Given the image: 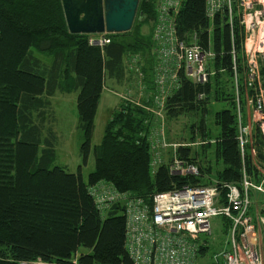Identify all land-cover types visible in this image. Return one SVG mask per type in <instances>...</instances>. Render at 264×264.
I'll return each instance as SVG.
<instances>
[{
    "label": "trees",
    "instance_id": "1",
    "mask_svg": "<svg viewBox=\"0 0 264 264\" xmlns=\"http://www.w3.org/2000/svg\"><path fill=\"white\" fill-rule=\"evenodd\" d=\"M154 3L155 0L139 1L136 16L141 24L133 39L123 38L124 32L112 33L107 36L109 43L95 45L88 41L90 35L67 30L60 0H0V264L33 261L127 264L130 260L125 249L124 205L118 200L110 206L107 204L108 209H99L90 188L100 181L107 182L117 192L130 191L148 200L154 192L204 180L210 168L197 163L189 147L178 146L175 152L181 160L195 162L200 175L170 174L166 160L151 170L149 132L157 119L154 114L160 110L154 103L160 99H143L134 91L128 90L132 95L129 100L140 104L121 103L106 121L101 141L92 146L105 77L121 81L130 65H127V53L140 54L136 62H142L144 85L152 84L154 72H160L151 65L153 61H161L162 45L154 38L158 28ZM205 9V0H183L174 17V36L179 41L195 33L205 48L207 30L213 25L214 65L218 71L201 84L189 80L180 71L179 82L164 101L165 115L170 119L198 113V131L190 129L192 139L194 133L206 139L207 107L212 88L215 89L213 100L226 105L214 114V123L219 129L215 142L210 145L211 140H207L209 145H203L214 147L215 160L222 165L215 177L220 184L232 183L239 187L242 175L246 174L254 183H260L264 177L260 171L264 167V133L260 124L253 125L251 145L243 155L238 144L234 87L240 97L244 93L240 87L242 81L235 83L230 66L234 49L239 58L242 32L237 21L228 23L226 9L211 20ZM146 22H152L154 27L149 36L142 34L141 26ZM32 47L51 56V66L41 65ZM260 75L264 88V66ZM56 90L66 93L79 90L76 101L78 127L82 131L79 152L83 164L91 152L95 162L86 181L81 174L82 165L73 173L63 166L50 169L56 156L53 143L43 140L42 109L46 106L44 97ZM251 147L255 151L253 155ZM221 189L223 200L227 189ZM205 251L202 249V254Z\"/></svg>",
    "mask_w": 264,
    "mask_h": 264
},
{
    "label": "built area",
    "instance_id": "2",
    "mask_svg": "<svg viewBox=\"0 0 264 264\" xmlns=\"http://www.w3.org/2000/svg\"><path fill=\"white\" fill-rule=\"evenodd\" d=\"M207 3L209 7L210 0ZM228 3L230 8L245 17V24L239 28L242 32L240 46L243 49V38L245 37L246 40L247 32L249 30L253 32L264 24V0H228ZM169 6L178 9V1L161 0L157 3L156 27L158 28L154 38H158L162 43L159 48V60L165 65L161 54H168L173 62L172 68L182 69L187 76L198 77L197 80L206 82L212 73L207 63L212 58L215 59L214 52L202 47L195 33L191 35L193 40L190 45L183 47L182 42L174 36V16L169 15ZM215 12V8L209 12L210 18L217 14ZM103 38L104 35L100 36L97 43L102 44L105 41ZM256 50L259 52L258 49ZM247 55L250 63L251 55L249 52ZM236 60L237 58H233L234 71L238 69ZM255 66L254 74L247 77L246 81L260 86L262 84L260 69L264 66V58L258 60ZM223 70L225 69L222 68L220 71ZM237 77L234 75L233 78L238 85L241 80ZM173 84L176 87L177 83L173 82ZM234 100L237 111V133L243 147L252 134L251 122L261 123L264 120V102L263 97L251 96L248 93L240 97L238 92ZM246 107L252 113L249 123L243 122L242 109ZM159 144V140L152 142L153 146ZM250 152L253 155L254 148L251 147ZM169 170L170 174L179 176L200 174L195 163L184 160H174ZM241 184L239 187L232 183L184 184L181 188L154 192L148 200L131 192L122 193L111 189L113 198L107 204L120 200L125 207L127 227L125 249L130 260L127 264H201L200 259L206 258L202 254V249L209 250L207 236L211 232V221L218 216L230 222L229 239L226 243L230 247L220 255L213 254L210 264H264L263 235L257 226L258 223L253 221L250 215L251 204L247 199L248 184L245 183L243 187ZM98 185L107 187L103 182H98ZM221 187L228 191L223 200L220 199ZM94 188L91 187L90 190L94 191ZM256 188L262 190L264 194L262 187ZM197 193L203 198L196 196Z\"/></svg>",
    "mask_w": 264,
    "mask_h": 264
},
{
    "label": "rangeland",
    "instance_id": "3",
    "mask_svg": "<svg viewBox=\"0 0 264 264\" xmlns=\"http://www.w3.org/2000/svg\"><path fill=\"white\" fill-rule=\"evenodd\" d=\"M206 1V0H205ZM224 8L227 9L225 6ZM134 20L132 27L129 31L124 32V35H122L123 38H130L133 39V36L137 32V27L141 24L140 19ZM142 34H147L146 36H149L152 34V28L153 23L152 22H146L142 26ZM257 29H254L252 32L249 30L247 32L248 36L243 42L245 45L246 53L249 52V58L251 60L255 59V56L258 55V60L261 59V55L258 54L259 51V42H261L260 38L262 34H264V30L261 28L259 31V35H256L258 31ZM256 35L255 37L253 36ZM208 36V33H207ZM212 37V35H211ZM264 37V36H263ZM257 38V39H256ZM214 46V45H213ZM162 48V47H161ZM33 55L38 54L40 59V64L44 67L51 66L50 63L52 62V57L48 54L41 53L37 51V49L34 47L31 48ZM259 52H257V50ZM255 52V53H253ZM131 52L127 53L128 54ZM138 57H140V54L138 52H134ZM131 53V54H134ZM163 60L165 61V65L167 68H170L173 66L172 59H170L169 55H165L164 53L161 54ZM248 56V55H247ZM126 58L124 57V60ZM159 64L155 63L154 61L151 63L153 67L156 68V65ZM128 65V61H127ZM140 68V67H139ZM140 71V69H139ZM138 71V72H139ZM162 72L160 69L158 70ZM212 73L208 76V78L212 79V77L216 74L217 71H213V68L210 69ZM124 73L123 78H121V81H118L116 78H110L108 75L105 77V86L101 93V99L98 104V110L96 112L95 121H94V134H93V142L92 146L94 144H98L101 140V137L103 135L104 131V125L106 121L110 118H112V115L117 112L118 103L121 100V93H123L125 90H130L136 92L137 94H140L143 99H151V100H157L161 99V102L158 103L162 104L161 110L156 112L154 115H156V120L153 121V123L150 125L151 129L149 132L150 137L152 138V141L161 140L160 147L152 148L151 149V157L153 161V165L151 164V170L154 169L158 163L160 162V158L162 160H166L168 164L172 162L173 157L177 156L175 150L178 148V145L181 147H189L190 149V155L191 157H195L197 163H200L204 168L209 167L210 169L206 170V174L209 178V181L213 183L216 179L215 175L217 173V170L222 167L220 161L215 160L214 156V147L211 146L209 148L203 147L204 143H206L207 140H211L210 145H212L215 142V139L217 137V132H219L218 127L214 123V114L216 110L223 109L226 105V103L222 102H215L213 100L214 98V91L213 90V96L211 95L209 99V104L207 107V118H206V132H207V138L202 139L200 136L196 135L194 133V139H192V133L191 130L198 131V121H199V114L198 113H187L185 115H181L179 118H168L167 115H165V104L164 100L167 98V92H171L172 85L170 89L168 90H161L158 89L156 85V80L152 81V84H143L137 80H142L143 75L142 73H137L133 68L129 66V70H127ZM154 77L156 72H154ZM242 78V77H241ZM123 79V81H122ZM198 79V77H196ZM122 82V83H121ZM172 82V81H171ZM173 83V82H172ZM217 87V86H216ZM215 87V88H216ZM226 90L227 87H225ZM79 90H73L69 91V93L61 92L60 90H56L53 95L44 97V103H46V106L42 109V112L44 113V133H43V140H50L53 143V153L55 154V160L50 163V169L55 166H63L65 170H67L70 173L76 172L79 165H82L81 174H83V178L86 181L87 176L90 171L94 169V158H93V152H91L87 158V163H82V156L80 150V145L82 144V131L78 127L79 119L77 114V108H76V101H77V94ZM167 91V92H166ZM229 91V90H228ZM150 93L152 97L148 94ZM46 101V102H45ZM116 109V110H115ZM243 115L246 113L252 114L249 111V108H243ZM114 112V113H113ZM36 114L34 113V116ZM37 117H35L36 121ZM247 120V117H246ZM264 122V121H263ZM262 122V123H263ZM263 126V127H262ZM261 128H264V124H261ZM191 129V130H190ZM43 142V141H42ZM209 145V144H205ZM44 147V144L40 147L42 149ZM241 153V152H240ZM40 150H39V153ZM244 176H247L246 174H243ZM248 177V176H247ZM264 183H261L260 185H263ZM124 193V192H122ZM257 193V194H256ZM250 194V204L253 203L255 200L260 201L258 206H255V208L264 207V196L263 194L259 195L257 191H253ZM259 197V198H258ZM257 205V202H256ZM126 221V219H125ZM212 223V232L211 235H209V242L210 247L207 251L206 256L212 257L213 254H217L220 252V250L227 248V240L228 235L226 233V221L222 216L214 217L211 221ZM264 228V227H263ZM263 228L260 229L263 237H264V231ZM22 264H42L40 261H33L28 263H22ZM208 264V263H204Z\"/></svg>",
    "mask_w": 264,
    "mask_h": 264
},
{
    "label": "bare ground",
    "instance_id": "4",
    "mask_svg": "<svg viewBox=\"0 0 264 264\" xmlns=\"http://www.w3.org/2000/svg\"><path fill=\"white\" fill-rule=\"evenodd\" d=\"M207 1L208 0L205 1V3H206L205 12L207 14V17H209V12H212L213 8L216 9V12L215 13H218V12H220V10L226 9V8H224L226 6L227 7L226 13H227V16H228V23L229 24H231V23L233 24L234 21H237L239 28H241V26L243 24H245V17H244V15L243 14L242 15H239L238 12H236L235 9L230 8L229 3H228V0H210L211 3L209 5V7H208ZM61 8H62V6H61ZM177 12H178L177 9H175L173 6H169V15L175 17L176 14H177ZM212 17H214V15ZM174 26H175V19H174ZM66 27H67V25H66ZM262 29L264 30V27ZM174 30H175V27H174ZM212 32H213V25L207 30V33H208L207 46H206L207 48L205 47V49H208L210 52H214V55H215V50H214V47L215 46H213L214 43H213V35H212ZM211 35H212V37H211ZM263 36H264V34H262V36L260 38L261 41H263ZM197 38L199 39L198 36H197ZM103 39L105 41H103L102 45H104L106 43H109V41H110V40H108V37L107 36H105ZM192 40H193V38L192 37H189L186 40H180V41L182 42L183 47H188V45H190V43H191ZM246 50L247 49H245V48L244 49H242V48L240 49L239 58L235 61L236 67H238V69L236 71H234L232 65L230 66V68H232L231 71L233 72V77H234V75L235 76L237 75L238 76L237 78L238 79H241L242 83L240 84V87H241V89L242 88L244 89V90L242 89V92L244 94L248 93L251 96L263 97V102H264V88H263V85L262 84L260 86L258 84L253 85L252 82L246 81L247 80V77H251L254 74V72L256 70V66L255 65L257 64V61H258V55H256L255 56V59L252 60L249 63V60L247 58L248 56H247ZM261 50L262 49H260L259 51H261ZM260 55H261L262 58H264L263 53H261ZM232 56L234 58H237V56H236V50L235 49L232 52ZM128 57L131 58V59H134L135 57H138V56L135 53L134 54L129 53L128 54ZM156 67L159 68L162 71V72H156L157 75H155V78L153 79L154 82L156 80L157 83H156L155 86L158 89L168 90V89H170L171 85L173 84L172 82H174V83H178L179 82L178 81V75H179V72L180 71H183V70H180L179 68L178 69H174L172 67L167 68L166 66H164V64L161 61H159V64H157ZM212 68H213V71H214L215 65ZM215 71H218V69L215 68ZM183 74L185 75L186 78H188L189 80L191 79V80H193L194 82H196L198 84L205 83L204 81L197 80L195 77H192V76L189 77V76H187L184 73V71H183ZM172 90H173V87H172L171 91ZM172 93L173 92H169L168 91L167 92V94H168L167 97H169V95H171ZM200 97H202V96H200ZM263 108H264V103H263ZM262 132H263V130H262ZM238 144L240 146L241 155H243L245 149H248V145H251V136H249L248 142L244 143L243 147H241L240 140H239V137H238ZM173 158L174 159H172V162H170L168 164V170L170 169V166H171V164L173 163L174 160H181L177 156H175ZM151 164L153 165V161L151 162ZM152 170H154V169H152ZM263 176H264V174H263ZM103 183L105 185H107L106 188L103 187V186H100V185H96V187L94 188V191H91L90 190V195H92V197L94 199V202H97L98 205L101 207L99 209L105 210V209H108L107 203L110 202L112 200V198H113V194H112L111 189L114 190L115 188L111 185V183H107V182L106 183L103 182ZM240 183H242L241 184V187H243V185L245 183L248 184L247 185V188H248L247 189V199H249V204H250V201H251L250 194L249 193H251L253 191H257L258 193H260L259 195L263 194V191L262 190H259L256 187H262L264 189V184L263 185H260L261 183H264V177H263V179L261 180L260 183H254L250 179V177H247V176L242 175V180H241ZM126 193H129V192H126ZM227 194H228V191H226L225 198H226ZM196 196H198L199 198H203V196L201 194H198V193H197ZM125 227H126V221H125ZM126 234H127V227H126V231H125V237H126ZM199 239H200V237H199ZM229 247H230V245L227 244V248L226 249H223V250H220V252H218L217 254L220 255L221 252H224V251L228 250ZM203 255L206 256L207 255V252L205 251V253H203Z\"/></svg>",
    "mask_w": 264,
    "mask_h": 264
},
{
    "label": "water",
    "instance_id": "5",
    "mask_svg": "<svg viewBox=\"0 0 264 264\" xmlns=\"http://www.w3.org/2000/svg\"><path fill=\"white\" fill-rule=\"evenodd\" d=\"M140 0H61L64 20L74 34L122 33L131 29Z\"/></svg>",
    "mask_w": 264,
    "mask_h": 264
},
{
    "label": "crops",
    "instance_id": "6",
    "mask_svg": "<svg viewBox=\"0 0 264 264\" xmlns=\"http://www.w3.org/2000/svg\"><path fill=\"white\" fill-rule=\"evenodd\" d=\"M263 132H264V128H262ZM257 194V193H256ZM207 252V251H206Z\"/></svg>",
    "mask_w": 264,
    "mask_h": 264
}]
</instances>
